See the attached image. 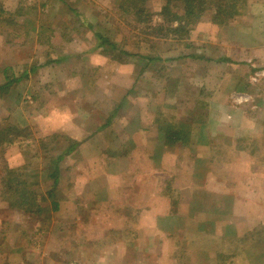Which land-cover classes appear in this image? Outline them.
I'll use <instances>...</instances> for the list:
<instances>
[{"label":"rangeland","instance_id":"obj_1","mask_svg":"<svg viewBox=\"0 0 264 264\" xmlns=\"http://www.w3.org/2000/svg\"><path fill=\"white\" fill-rule=\"evenodd\" d=\"M145 1L151 14L149 24H163L161 33L137 25L120 9L118 0H0V84L20 78L0 90V264H248V249L264 247V216L253 215L256 207L241 202L244 190L235 186V216L195 211V204L186 201L192 215L181 219L183 235L166 237L163 252L154 247L150 255L144 252L135 257L127 249L113 248L112 242L120 235L113 226L126 228L136 217L115 222L113 211H123L118 201L99 202L93 192L98 189L100 197L111 198L106 187L111 170L104 162L112 159L99 150L123 151L121 137L86 140L80 151L61 162V177L59 172L57 185L51 189L48 174L68 139L78 143L84 134L93 133L87 125L94 123L84 122L75 105L90 108L92 100L113 99L117 92L129 88L136 76L134 114L147 120L151 116L155 130L186 123L192 128L196 119L218 121L229 110L234 117L241 116L237 114L241 109L264 114V106L251 109L241 101L240 105L231 103L241 96L264 95V19L255 6L257 1L246 0L227 25L212 23L206 14L193 27L187 25V33L176 34L168 28L177 22L167 23L160 14L164 0ZM170 11L176 12V6L171 5ZM48 31L52 40H48ZM95 32L107 37L114 47H96ZM135 54L153 59L146 66L145 59L134 64ZM221 57L231 61H218ZM49 59L56 60L51 72L57 85L69 89L59 90L54 82L47 87L48 66L28 71ZM80 75L83 80L89 76V86L91 78L97 80L99 87L81 95L77 88ZM118 84L122 90L116 88ZM84 97L90 101H82ZM236 107L237 113H232ZM165 149V158L171 162L182 158L177 147ZM191 158L189 153L187 163ZM175 172L170 169L165 174L170 182ZM221 172L209 181L216 196L223 189L224 170ZM13 185L21 194L18 199L13 196ZM171 189L163 190L177 197ZM49 191L59 200L56 211L50 207ZM188 192L181 197L188 200ZM21 199L24 207L34 202L29 211L20 208ZM213 202L218 211L223 208L224 202ZM105 212L109 216L104 217ZM225 225L232 233L230 238L205 234L212 227L221 232L220 226ZM123 234L127 236L124 240L134 236L137 245H144L143 233Z\"/></svg>","mask_w":264,"mask_h":264},{"label":"crops","instance_id":"obj_2","mask_svg":"<svg viewBox=\"0 0 264 264\" xmlns=\"http://www.w3.org/2000/svg\"><path fill=\"white\" fill-rule=\"evenodd\" d=\"M254 1H257L255 6L258 10H262L259 14H262L264 19V0ZM48 33V40H52L51 33L49 31ZM47 61L49 62L46 63ZM47 61L43 65L37 66L36 70L46 66L50 67L47 83L49 88L50 84H53L52 82L57 85L56 75L51 72L56 66L53 63L56 60L49 59ZM121 63L123 62L117 61V64ZM133 63L136 64L137 61L135 62L133 59ZM133 66L134 72L137 73L135 65ZM87 77L89 76H86L83 80V75H80L81 81H78L77 88L80 90L81 95H87V92H92L99 87L98 81L93 78H91L92 81L89 86L90 81H87ZM136 77L129 88L124 89L123 86L116 85V88L120 90L123 88V90L117 92L113 99L109 98L101 102L89 100L91 105H88L90 108L82 106L79 109L75 105V111H80L84 122L91 121L94 123L87 125L89 131H93V133L84 134L83 140H78L79 144L75 149L63 156L60 165L58 163V175L60 172L61 177V162L65 163L68 156L80 151L79 148L86 145V140L110 135L123 139L121 146L124 150L121 152L118 149L115 153H111L106 147L101 151L99 150V152L112 159L111 163L104 162V164L107 163L106 168L111 170V176L107 179L109 185L106 183L111 198L100 197L98 189L93 193L97 196L96 200H100L99 202L118 201L123 211L118 213L113 211L112 215L115 222L116 219L121 222L125 217H136L128 227L117 229V225H114L112 229L120 235L141 232L144 234V245H137L138 239L134 236L127 241L124 240L127 236L123 234V237L116 236L112 242V247L127 249L128 253L131 256L135 255V257L144 252L146 256L150 255L148 252L150 248L154 247L163 252L166 237L183 235L185 226L181 219L192 215L190 208L186 207V201L191 202L190 205L195 204V211L210 210L212 213L221 212L225 216H235L237 213L233 211V208L238 197L235 194V186H241L244 190L241 202H250L251 206L256 207L257 210L253 215L256 218L264 216V114L251 113V111L245 113L244 109L237 113V110L235 111L236 107L232 109V113H237L241 115L240 117L232 116L229 110L223 118L218 119L219 122L215 119H207V121L201 122L196 119L197 122L192 125L190 130H187L188 133L190 132L187 143L181 141L173 144L167 143L164 136L166 130L163 131L158 126L157 130L153 129L151 116L147 120V118H141V115L136 117L134 114L138 94L137 90H134L137 82ZM116 83H118L117 80ZM256 87L261 88V86ZM57 88L59 90L69 89L68 86L64 87L61 84L57 85ZM68 94L72 96L79 95L77 92L72 93L71 91H68ZM58 98L59 96L56 99ZM76 100L78 98H74V101ZM82 101L89 102L85 97L82 98ZM240 101L242 104L250 105L252 109L257 106H264V95L241 96L239 99L235 98L231 103L232 105H240ZM225 103L229 104V102ZM253 115L255 116L253 117ZM64 134L66 137H72L66 132ZM135 138H139V144H136L138 141H135ZM154 142H157L155 146ZM166 147H177L182 158L176 162H171L168 157L165 158L164 154L168 153ZM189 153L192 154V158L187 163L185 157L187 158ZM170 169L176 170L172 174V176L176 175L174 181L171 182L169 177L165 175ZM221 170H224L223 189H220L217 193L219 195L216 196L214 195L216 192L212 193L213 190L209 181L212 180L213 176H219L220 173H223ZM159 173H162V175ZM168 186L172 187L171 191L175 192L178 195L177 197H172L171 193H166L163 190L167 189ZM189 188L192 189L190 193L188 192ZM186 192H188V200L181 197L185 196ZM198 196L199 198H197ZM208 200L211 201L207 204ZM215 200L224 202L223 208L219 211L216 202H213ZM181 205L187 209L184 210ZM117 207L115 206V211H117ZM181 210H184V212H181ZM210 214L209 212L206 213V215ZM103 216L106 217L109 214L105 212ZM174 222H177V224L171 226ZM220 230L221 232H216L212 227L205 234L212 235L216 233L222 239L230 238L228 236L232 235L228 231L229 227L227 225L220 226ZM258 233L259 228L256 230V234Z\"/></svg>","mask_w":264,"mask_h":264},{"label":"trees","instance_id":"obj_3","mask_svg":"<svg viewBox=\"0 0 264 264\" xmlns=\"http://www.w3.org/2000/svg\"><path fill=\"white\" fill-rule=\"evenodd\" d=\"M119 7L121 10L124 11V14L131 15L134 18L135 23L138 25L142 24L145 25L144 28L148 31L153 28L157 33H161L163 29V24H158L157 27H153L149 24L150 21V13L145 7V0H118ZM244 4H246V0H164V5L162 6V11L160 12L163 19L166 20L167 23L172 24V22H177L174 24L173 28H168V31L172 32L173 34L179 32H186L185 27L188 25L189 27H193L195 23H197L204 15L209 14V19L212 23L218 25H227L231 19L238 13V9L243 8ZM175 5L177 8L176 12L170 11V6ZM94 35L97 37L98 42L96 43V47H103L109 45L112 48L114 47L113 43L109 41L107 37L95 32ZM115 49V48H114ZM124 53H127L124 51ZM128 55V54H127ZM132 56V55H131ZM192 58H196V56L190 54ZM136 61L141 62L142 59H145L144 66L147 65V61L152 60L153 58H149L145 56V54H135ZM198 58V57H197ZM206 59V58H204ZM207 60V59H206ZM218 61L222 62H230L229 58H219ZM47 61L46 63H48ZM37 67V66H36ZM36 67H31L28 69L29 72L34 71ZM2 72L6 73V69L2 70ZM25 73L22 74L23 77ZM6 76V74H5ZM20 78H15L13 81H3L0 84V90L7 88L11 85L14 81H18ZM163 131H165V139L167 143H175V142H182L187 143L189 140L190 132L188 133L187 130H190L191 127L188 123L185 125H181L179 128H175L172 126L171 128H166L163 126L161 127ZM186 130V131H185ZM77 142L68 139L67 147L62 149L60 153H58L57 157L53 161V170L48 175L52 178V185L51 189H54L57 185L58 180V163L63 158V156L69 153L77 146ZM20 185L19 183H16ZM54 187V188H53ZM13 196L17 195V199L20 197V193L17 192V189L13 185ZM48 199L50 207L53 211L58 209V202L59 200L54 199L53 191L48 192ZM23 199V198H22ZM22 199L19 202V206L21 209L25 211H29L33 206V203L29 204V206L24 207ZM248 255L245 257L248 261V264H264V247L256 249L251 247L248 249Z\"/></svg>","mask_w":264,"mask_h":264}]
</instances>
